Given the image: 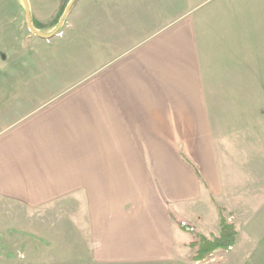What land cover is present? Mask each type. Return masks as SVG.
Returning a JSON list of instances; mask_svg holds the SVG:
<instances>
[{
	"label": "crops",
	"instance_id": "1",
	"mask_svg": "<svg viewBox=\"0 0 264 264\" xmlns=\"http://www.w3.org/2000/svg\"><path fill=\"white\" fill-rule=\"evenodd\" d=\"M193 10L184 0H80L49 38L58 64L44 77L33 73L27 100L16 96L0 113V199L30 209L74 203L67 210L86 216L87 264H203L235 251L195 261L190 233L174 220L208 229L215 220L220 232L210 202L220 193V171L198 40L204 15ZM4 44L0 99L7 104L19 90L4 89L7 81L17 87L21 74L19 52L4 58ZM63 57L73 62L67 70ZM76 66L88 67L83 78L71 71Z\"/></svg>",
	"mask_w": 264,
	"mask_h": 264
},
{
	"label": "rangeland",
	"instance_id": "2",
	"mask_svg": "<svg viewBox=\"0 0 264 264\" xmlns=\"http://www.w3.org/2000/svg\"><path fill=\"white\" fill-rule=\"evenodd\" d=\"M71 1L28 0L31 18L37 13L47 14L33 17L41 23V29H34L50 35ZM184 4L194 7L191 13L197 18L204 15L198 24V40L214 121L211 142L220 171V193L216 198L211 195L209 201L217 209H225L238 231L234 252L218 254L213 262L210 259L203 264H223L229 257L236 264H264V0H184ZM55 8L56 15L49 18ZM0 12V41L7 52L4 58L9 60L11 54L19 52L14 69L21 74L17 87H11L14 78L7 81L10 85L4 89L19 90L9 96L7 104L6 98L0 99V113H4L7 106H14L16 96L27 100L25 90L37 84L33 73L44 77L49 65L58 64L55 58L60 53L54 46L56 38H41L30 29L23 0H0ZM59 64L67 70L73 62L63 57ZM87 68L76 66L71 71L80 73ZM68 206L75 204L30 209L0 199V264H87L91 242L85 212L67 210ZM174 220L190 224L197 234H219L215 220L210 229L191 220ZM188 237L194 238L191 234Z\"/></svg>",
	"mask_w": 264,
	"mask_h": 264
},
{
	"label": "trees",
	"instance_id": "3",
	"mask_svg": "<svg viewBox=\"0 0 264 264\" xmlns=\"http://www.w3.org/2000/svg\"><path fill=\"white\" fill-rule=\"evenodd\" d=\"M64 1V0H63ZM69 2V1H68ZM67 2V3H68ZM75 3L73 4V6ZM65 7V5H64ZM65 12L61 13V17ZM60 17V19H61ZM32 26L37 29H41V23L35 20L33 17ZM60 20H56L54 23V27H57ZM184 158L186 161L193 165L192 161L184 154ZM198 175H200L199 171L196 168ZM220 214V232L217 236H204L197 234L194 227L187 223H179V228L185 232L193 235V241L188 244V247L191 250L195 251V255L193 259L195 261H202L210 257L216 251H224L231 252L237 245L238 231L237 227L234 223L230 222L229 219L225 215V209L222 207L218 208Z\"/></svg>",
	"mask_w": 264,
	"mask_h": 264
},
{
	"label": "water",
	"instance_id": "4",
	"mask_svg": "<svg viewBox=\"0 0 264 264\" xmlns=\"http://www.w3.org/2000/svg\"><path fill=\"white\" fill-rule=\"evenodd\" d=\"M76 1H80V0H72L66 10V12L64 13V15L62 16L58 26L56 27V29L50 34V35H44L41 32H39L38 30H35L32 26V21H31V11H30V7H29V3L28 0H24V7H25V11H26V17L28 19L29 25H30V29L39 37L44 38V39H49L54 37L61 29V27L63 26V23L67 17V15L69 14L73 4Z\"/></svg>",
	"mask_w": 264,
	"mask_h": 264
}]
</instances>
